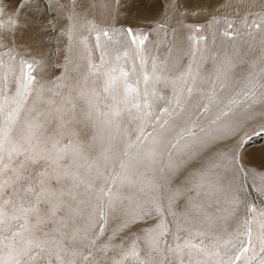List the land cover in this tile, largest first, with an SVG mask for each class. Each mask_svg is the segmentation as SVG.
<instances>
[{"label": "snow or ice", "instance_id": "obj_1", "mask_svg": "<svg viewBox=\"0 0 264 264\" xmlns=\"http://www.w3.org/2000/svg\"><path fill=\"white\" fill-rule=\"evenodd\" d=\"M221 7L236 18L213 15L211 42L186 25L197 34L175 57L152 54L148 33L86 21L94 47L82 38L74 59L70 23L54 80L37 78L41 60L0 61V264H105L133 231L122 252L139 257L143 240L139 264H264V209L245 195L264 196V165L217 147L264 118V0Z\"/></svg>", "mask_w": 264, "mask_h": 264}, {"label": "bare ground", "instance_id": "obj_2", "mask_svg": "<svg viewBox=\"0 0 264 264\" xmlns=\"http://www.w3.org/2000/svg\"><path fill=\"white\" fill-rule=\"evenodd\" d=\"M167 1L168 0H119V4L117 5V0H61L56 3L53 0H28L27 3H24V0H0V6L3 7V11L0 12V25H3L0 27V49L3 48L6 50L5 57L7 59L5 60V63L9 62L10 52L17 56V62L20 58L26 60H29L30 58L32 61L41 60L42 67L37 71V78L42 80H54L55 77L61 75L63 72L62 68H57L55 66L64 63V55L66 54L65 49L69 43V38L64 33L69 26L68 24L70 21L68 17L71 12L75 11L78 13V16L71 21V23L76 24L77 37H80L73 40L72 56L75 59L82 49V38L87 37L86 42L90 46L94 47L95 44L92 34H89L87 31L86 21H91L94 24L99 23L102 25V28H104L105 25H111L112 23H116V25L119 23H127L132 27L149 25L151 23L148 18L154 16L159 10H161ZM89 2L91 4H89ZM103 4H106L103 7L107 6L109 10L105 7L106 11H101L100 9ZM94 8L98 9L97 13H93ZM184 8L185 6L180 3H177L174 6L172 15L179 23L198 17H206L210 12L209 7L204 4H201L196 12H191V10L195 9L194 6H190L189 11H184ZM127 10H130L131 13H125ZM232 11L233 9L227 10V13ZM234 11L236 10L234 9ZM10 19L16 20L17 23L15 25H10ZM81 24H85V28L82 29L80 27ZM174 29L178 33L175 36V40L180 45L179 49L185 48L188 42L184 44L183 42L187 40L186 37L188 36V33H184L180 27L176 26V23ZM103 39L104 37L102 36L101 41ZM177 55H179V51L175 53V56ZM3 71L4 68L0 66V75H2ZM0 87H2V82H0ZM243 127H240V129ZM240 129L237 136L231 139L228 150L233 148L239 136L242 135L241 131L243 130ZM217 147L221 151H224L221 143ZM242 152L245 155V162L249 168L261 169V166L264 165V143L256 147L245 146ZM254 191L255 190L252 188L247 190V201L254 205L255 208L259 207L261 209L259 201H263L262 198H264V196H261L256 192L257 195L251 198L250 194ZM213 210L214 209L211 207L209 208V211ZM244 210L246 212V208L244 207H241L238 210L241 219L244 218ZM230 223L232 222L230 221ZM253 226L254 228L256 227L255 225ZM117 227V221L114 218L111 219L108 225V235H111L113 229ZM232 227L233 229L235 228L234 223H232ZM136 235L137 233L135 231L131 233L123 232L112 241V244L122 246L123 243L129 239H135ZM102 239L106 240L107 236ZM168 239L171 242V237H168ZM199 240L200 238L197 237L193 242L198 243ZM137 241L142 248H144V255L141 258L144 259L146 258V246L143 240ZM204 242L209 243L208 240H205ZM118 248L119 247H110L106 253H100L99 257L104 259L105 264H113L111 258L118 255ZM184 251L187 252L186 249ZM124 259H127L126 256H124ZM115 260H117V258H115ZM42 262L44 261H41L40 264ZM42 264H45V262ZM121 264L127 263L121 261Z\"/></svg>", "mask_w": 264, "mask_h": 264}, {"label": "rangeland", "instance_id": "obj_3", "mask_svg": "<svg viewBox=\"0 0 264 264\" xmlns=\"http://www.w3.org/2000/svg\"><path fill=\"white\" fill-rule=\"evenodd\" d=\"M53 1H55V3H56V2H60L61 0H53ZM69 1H71V0H69ZM226 2H227V0H168L164 4V6L161 8V10H159L154 16H150L148 18L149 22L151 23L149 25H139L137 27H132V26L128 25L127 23H119L118 25H116V23H112L113 25L112 24L111 25H105L104 28L107 27L110 29L111 27H115L117 29H123V28L131 27V28H133L134 31L148 33L150 41H148L146 43L149 44L148 46L152 49V54L159 55L161 58H163L164 56L168 55V48L171 46V47H173L172 55L175 57V53L180 48V45L176 40H175L174 45L171 43L173 40V37L176 36V34H178L174 29L175 23H176V26L180 27L181 30L184 33H188V35L197 34V33H194V32L190 33L188 28L186 27V25H192V26L200 25L202 28V31L198 34L205 35L208 38L209 42H211V36H210L209 31L207 29V22H208V20H210L212 18L213 15L224 16L225 14H227L229 19L236 18L234 16V12H235L234 9L232 12L227 13V10L225 8L221 7V5L226 3ZM177 3H180V4L185 6V8L183 9L184 11H189L190 6H194L195 9L191 10V12H196L197 8L201 4H204L205 6L209 7L210 12L208 13V16H206V17H198V18H195V19H192L189 21H182L179 23L175 19V17L172 15L174 6ZM89 4H91V3L89 2ZM104 5H106V4H103L101 6V9H100L101 11H106V8H108L107 6H105L106 8L103 7ZM108 10H109V8H108ZM97 12H98V9L94 8L93 13H97ZM125 13L130 14L131 12H130V10H127ZM242 14H243V10L241 11V15ZM170 21H174V22H170ZM70 23L71 22H69V24ZM96 24H98L99 26L101 25L99 23H96ZM100 28H102V25L100 26ZM92 36L94 38V33L92 34ZM78 38H80V37L79 36L77 37V26L75 24V32H74V39L73 40L78 39ZM105 39L106 38H104L102 41L104 42ZM156 39H157V41H156ZM186 42H188V41L185 40L183 42V44ZM5 53H6V50L1 48L0 49V61L5 62V60L7 59L5 57ZM28 62H32V60L29 58ZM187 63H188V57H185L182 61V66H186ZM209 67H210V64H209ZM238 71H239V69H238ZM243 126H242L243 128L240 129V130H243V131H241L242 137L239 136L240 139L238 138V140H237L236 144L233 146V148L236 147L237 144H240L241 145L240 150L242 151L243 148H245V146L256 147V146L264 143V118L256 117L255 119L249 121L247 124H245ZM230 141L231 140L221 142V146L223 147L222 149H224V151H226V149L227 150L229 149L228 147H229ZM246 194H247V192L245 193V195ZM250 195H251V198H253L255 195H257V193H256V191H254ZM258 198H259V196H258ZM262 200L263 201H261V202L259 201V203L261 204V209H264V198H262ZM259 203H257V204H259ZM256 210L258 212L260 210V208L257 207ZM244 212H245V210L243 211V215H244ZM133 240L134 239L131 238L128 241H126L125 243H123L122 246L119 245L118 255L116 257L111 258L112 262L115 261V258H117V260H120L121 255H123V256H126L127 259L123 258L122 261H124L127 264H138L139 263V260L144 255V248H142V246L139 244L138 241H136V243H137L139 250H140L139 257L132 256L130 251L127 253L122 252V249L123 250H125V249L130 250L131 249ZM119 254H120V256H119ZM42 263H44V262H42Z\"/></svg>", "mask_w": 264, "mask_h": 264}]
</instances>
